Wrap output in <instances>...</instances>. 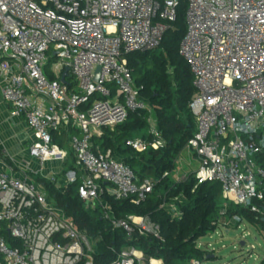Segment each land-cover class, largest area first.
Returning a JSON list of instances; mask_svg holds the SVG:
<instances>
[{
	"label": "built area",
	"instance_id": "2783aa9c",
	"mask_svg": "<svg viewBox=\"0 0 264 264\" xmlns=\"http://www.w3.org/2000/svg\"><path fill=\"white\" fill-rule=\"evenodd\" d=\"M177 8L178 0H0L1 95L30 130L23 172L0 157V264H97L96 241L32 175L61 174V187L79 181L80 199L99 206L112 226L129 237L163 240L149 217L118 219L104 198L139 204L158 181L139 180L111 149L96 151L94 137L131 112L152 111L126 55L158 48ZM186 24L180 54L197 90L191 104L197 128L187 145L197 160L194 175L198 184H221V217L232 203L260 217L264 234V0H187ZM149 122L152 139L130 138L126 147L143 153L165 145ZM160 208L180 216L176 204ZM232 218L238 225L245 220ZM110 264L147 263L142 250L128 247Z\"/></svg>",
	"mask_w": 264,
	"mask_h": 264
},
{
	"label": "trees",
	"instance_id": "16d2710c",
	"mask_svg": "<svg viewBox=\"0 0 264 264\" xmlns=\"http://www.w3.org/2000/svg\"><path fill=\"white\" fill-rule=\"evenodd\" d=\"M177 11V20L166 30L158 48L126 55L140 95L152 106L157 131L165 145L143 153L125 146V141L130 138L152 139L149 134L150 112L147 110L131 112L124 123L114 129L106 128L102 136L94 137L95 147L98 148L96 151L105 153L111 149L116 157L133 169L139 180L153 178L158 181L153 193L139 204L133 202L132 198L115 200L108 195L104 198L118 219L149 217L160 226L163 240L138 232L129 237L123 228L112 226L99 206L88 208L80 199L79 181L61 187L48 179L32 175L65 209L77 228L86 231L96 241L97 264H110L123 248L128 247L142 250L147 264L151 258L161 259L163 264H190L194 259L204 261L211 254L198 248L197 242L201 237L215 232L221 222V207L225 203L221 184H198L194 173L181 182L173 180L171 175L177 169L178 156L197 128L191 108L197 94L194 76L180 54V44L187 30V0H178ZM54 142L61 147L66 145L65 139L60 140L56 135ZM70 165L73 169L74 165ZM165 172L170 174L164 177ZM164 201L176 204L180 216L172 217L167 210L160 208ZM227 207L226 217L240 216L261 227L260 217L232 203ZM261 264H264V260Z\"/></svg>",
	"mask_w": 264,
	"mask_h": 264
},
{
	"label": "rangeland",
	"instance_id": "374dc122",
	"mask_svg": "<svg viewBox=\"0 0 264 264\" xmlns=\"http://www.w3.org/2000/svg\"><path fill=\"white\" fill-rule=\"evenodd\" d=\"M97 97L104 98L99 94H97ZM150 119L156 122L152 112H150ZM24 150L27 151L28 146H24ZM71 163L73 164V161L69 159L68 165L71 166ZM176 165L178 169L172 175L175 181L178 178V170L182 172L180 176L184 178L183 180L189 174L194 173V169L197 168V160L188 146L178 156ZM60 175H56V177L58 178ZM223 217H221V222L215 232L209 233L198 240V245L209 250L212 257V259L204 260L201 263L261 264L264 260V234L261 233L260 228L246 220L238 225L233 218ZM226 222L229 223L226 224Z\"/></svg>",
	"mask_w": 264,
	"mask_h": 264
},
{
	"label": "crops",
	"instance_id": "0c3cea01",
	"mask_svg": "<svg viewBox=\"0 0 264 264\" xmlns=\"http://www.w3.org/2000/svg\"><path fill=\"white\" fill-rule=\"evenodd\" d=\"M29 138L30 130L25 119L12 117L11 106L4 101L0 90V157L9 161L16 173L23 172V162L29 159L28 150H24V146H28ZM49 168L54 169L55 172L60 169L53 163L49 165ZM181 173L180 170L177 171L178 178H181ZM45 179L57 184L56 174H50ZM0 263H3L1 258Z\"/></svg>",
	"mask_w": 264,
	"mask_h": 264
},
{
	"label": "water",
	"instance_id": "95a60500",
	"mask_svg": "<svg viewBox=\"0 0 264 264\" xmlns=\"http://www.w3.org/2000/svg\"><path fill=\"white\" fill-rule=\"evenodd\" d=\"M68 74V69H66V71L64 72L63 76H62V82L66 83V76ZM242 245H244V243H242ZM208 259H212V257L210 256Z\"/></svg>",
	"mask_w": 264,
	"mask_h": 264
}]
</instances>
